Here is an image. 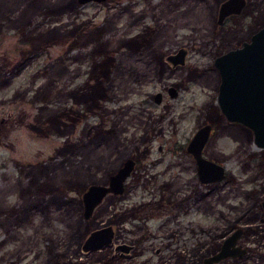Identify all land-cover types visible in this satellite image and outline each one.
Returning <instances> with one entry per match:
<instances>
[{"label": "rangeland", "instance_id": "374dc122", "mask_svg": "<svg viewBox=\"0 0 264 264\" xmlns=\"http://www.w3.org/2000/svg\"><path fill=\"white\" fill-rule=\"evenodd\" d=\"M221 1L0 0V264H157L172 251L199 264L203 231L251 206L260 158H249L247 128L219 118L213 61L264 25V0L219 25ZM180 47L185 63L171 67L165 56ZM206 122L203 155L227 178L202 187L185 147ZM128 157L124 194L85 221L82 192ZM107 224L116 242H138L131 258L109 259L110 245L82 253L88 231Z\"/></svg>", "mask_w": 264, "mask_h": 264}, {"label": "water", "instance_id": "95a60500", "mask_svg": "<svg viewBox=\"0 0 264 264\" xmlns=\"http://www.w3.org/2000/svg\"><path fill=\"white\" fill-rule=\"evenodd\" d=\"M105 0H77L81 5L89 2H104ZM247 0H223L217 10V24L232 15H238L245 7ZM187 49L178 48L174 53L165 56V61L171 66L184 65ZM214 66L219 74L217 104L222 115L229 122L240 123L252 132L253 143L264 147V25L254 31L248 40L240 46L231 48L214 58ZM170 97L177 96L174 86L167 88ZM162 93L154 94V102L160 103ZM211 125L199 127L187 145V151L192 154L197 164V174L201 182L219 181L224 177V167L212 160L204 158L202 148L210 134ZM135 161L126 158L122 165L112 173L107 184H89L81 194L82 216L89 220L93 211L108 194H122L124 183L130 175ZM114 237L112 226H101L90 231L81 243V251L88 252L111 243ZM236 233L227 238L221 249L203 259L200 264H215L220 259L233 253L231 249ZM117 244L115 250L123 249ZM239 253V252H238ZM264 264V263H262Z\"/></svg>", "mask_w": 264, "mask_h": 264}, {"label": "flooded vegetation", "instance_id": "af4514ba", "mask_svg": "<svg viewBox=\"0 0 264 264\" xmlns=\"http://www.w3.org/2000/svg\"><path fill=\"white\" fill-rule=\"evenodd\" d=\"M244 41H246V40H244ZM176 90H177V88H176ZM217 91H218V87H217ZM166 92H167V90H166ZM177 95H178V90H177ZM153 99H154V96H153ZM162 99H163V95H162ZM162 99H161L160 103L162 102ZM160 103H157V104H160ZM215 109H217L218 112L220 111L219 106L215 107ZM219 118L225 119V117L222 115L221 111L219 114ZM227 122H229V121H227ZM233 123H237V122H233ZM204 124H210L211 125L210 134H209L208 139L206 141V143H207L209 138H210V135L212 134V131H213V123L206 122ZM204 124L200 125L199 127L203 126ZM237 124H240V123H237ZM240 125H242V124H240ZM242 126H244V125H242ZM244 127L247 128L246 126H244ZM197 129L195 130V132L197 131ZM247 129L249 130V132H251V130L249 128H247ZM194 133H193V135H194ZM251 134H252V132H251ZM193 135L191 136V138L193 137ZM191 138L188 140V142L186 144L185 151L193 159L194 166H195L196 178H197V181L199 182L200 186H202V187L203 186H209V185L212 186V185L224 182L227 178V172H226L225 166L222 163L217 162V161L212 160V159H209L203 155V150H204L206 143L204 144L202 151H201L202 156L204 158H207L209 160H212V161H215V162L221 164L224 167V177L219 181H211V182H201L200 181L198 174H197L196 161H195L194 157L192 156V154L187 151V145H188L189 141L191 140ZM252 142H253V138H252ZM251 147L254 150L248 151L250 153L249 158H251L252 161H256V159L260 158V160L258 161V164H257L260 168L257 171V175L252 179V183H253L254 187L249 191V196H248L249 200L252 201L251 206L248 209L240 210L239 213L234 214V216L238 217L239 220L237 219L232 224H229L227 226L226 225L216 226V227H214L212 232L206 231V230L203 231V235H205L204 236L205 239L202 238L203 240H201V241H202L203 246H205L206 248H209V249L206 250L207 254L201 258L200 263L203 262L204 258L211 256L214 253L218 252L221 249V246L223 245L224 241L227 238L231 237L235 233H236V237L234 239L233 245L231 246V249L236 248L237 251H235L233 253H236L239 255H235V256L229 255L227 257H224L223 259H220L215 264H222L223 262L229 261V260L236 261L237 264H262V263H264V147H258L254 143H253V146H251ZM128 158H131V157H128ZM133 160L135 161V164H134V167H133L130 175L127 177V179L132 175V173L134 172V169L136 167V160L135 159H133ZM127 179L125 180L124 191L122 194H124V192L126 190ZM107 182H108V180H107ZM122 194H108V195H122ZM204 196L205 195L202 194V192H198L196 194V197L202 198ZM258 206L260 208H258ZM247 216L249 218L246 220L245 217H247ZM89 220H85V221H89ZM242 220H244L245 222L246 221H248V222L243 223ZM107 225L113 227L114 237H113L111 243H109L108 245H105L101 248L107 247L109 245L111 246L112 252H111L110 257H109V259H111V260L114 258H126V259L131 258V255H133L136 252V248H137L136 246L138 245V242H133V243H130L127 241L116 242L115 241V237H116L115 225L114 224H107ZM93 229H95V228L90 229L88 231V233L90 231H92ZM117 244L123 245L122 246L123 249L115 250V246ZM101 248L92 249L90 251L99 250ZM165 248L168 249L169 246H165ZM163 249H164L163 246H156L154 251L156 254H160L161 252H163ZM90 251H88V252H90ZM82 253H86V252H82ZM172 253H173V255L169 254L168 256H162L159 259V261L157 262V264H188L186 262V259H185L186 258L185 253L182 254L181 252H176V251H174V252L172 251ZM243 261H245V262L247 261V262L242 263ZM109 263H110V261L107 260L103 264H109ZM97 264H99V263H97ZM141 264H148V263L142 262Z\"/></svg>", "mask_w": 264, "mask_h": 264}, {"label": "trees", "instance_id": "16d2710c", "mask_svg": "<svg viewBox=\"0 0 264 264\" xmlns=\"http://www.w3.org/2000/svg\"><path fill=\"white\" fill-rule=\"evenodd\" d=\"M260 23H264V19L263 20H261L260 21ZM101 35H102V33H101V31H93V32H90V33H88V35H86V36H88L89 37V39H90V41H96L97 40V38H99V37H101ZM77 42V41H76ZM76 42H74V44L73 43H71V44H69V50L71 49V48H73V47H76ZM94 54V53H93ZM49 95V94H48ZM46 97H48V96H46ZM45 97V98H46ZM44 99V98H43ZM223 118V117H222Z\"/></svg>", "mask_w": 264, "mask_h": 264}]
</instances>
